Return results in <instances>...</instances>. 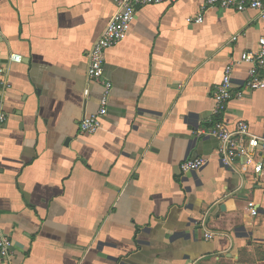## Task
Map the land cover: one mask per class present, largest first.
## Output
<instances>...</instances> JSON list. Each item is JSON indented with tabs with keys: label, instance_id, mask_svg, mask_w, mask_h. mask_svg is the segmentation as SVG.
I'll list each match as a JSON object with an SVG mask.
<instances>
[{
	"label": "crops",
	"instance_id": "obj_1",
	"mask_svg": "<svg viewBox=\"0 0 264 264\" xmlns=\"http://www.w3.org/2000/svg\"><path fill=\"white\" fill-rule=\"evenodd\" d=\"M204 2L138 9L127 39L106 53L113 92L102 129L85 136L80 122L102 93L88 80V53L116 0H0L7 264H264V165L224 166L219 141L202 134L224 67L257 50L264 23L255 10L220 8L190 23ZM249 69L234 66L224 119L264 140V91H245ZM197 158L206 165L181 174Z\"/></svg>",
	"mask_w": 264,
	"mask_h": 264
},
{
	"label": "built area",
	"instance_id": "obj_2",
	"mask_svg": "<svg viewBox=\"0 0 264 264\" xmlns=\"http://www.w3.org/2000/svg\"><path fill=\"white\" fill-rule=\"evenodd\" d=\"M177 0H116L117 12L107 24L102 35L93 44L88 53L87 77L92 83L102 88L99 98V109L94 114L85 117L79 125L81 135L94 136L102 129L103 119L108 114V106L113 92V84L105 77L106 53L108 50L117 47L124 42L131 31L136 19L138 9L161 5L172 4ZM210 8L223 10H234L243 12L247 9L258 12L264 23V0H205L202 12L194 18L188 19L190 23L202 24L204 12ZM237 37H233L236 41ZM22 57L11 54L10 64H20ZM247 63L250 65L248 76L244 84L245 91H264V28L258 40L256 51L243 53L237 61H232L223 69L220 83L216 86L214 93L215 107L210 119L212 126L202 131V134L215 137L219 141L218 155L224 166H231L236 162L243 161L244 165L252 166L259 173L263 169L261 153H264V140L252 135L249 127L244 122L235 126L228 124L224 117L228 104L236 96L233 92L232 76L236 64ZM9 67L2 65L0 61V88L8 86ZM89 96V92L86 91ZM239 96L241 93L238 94ZM3 95L0 94V129L8 123V114L5 112ZM206 165V160L197 158L187 160L181 165V174L188 175L201 170ZM253 216L258 215V207L255 203L248 204ZM215 237L213 233H205V238L211 240ZM12 241L0 225V264H7L12 254Z\"/></svg>",
	"mask_w": 264,
	"mask_h": 264
}]
</instances>
